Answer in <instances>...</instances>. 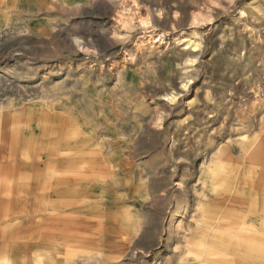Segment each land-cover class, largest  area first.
I'll list each match as a JSON object with an SVG mask.
<instances>
[{"label":"rangeland","instance_id":"1","mask_svg":"<svg viewBox=\"0 0 264 264\" xmlns=\"http://www.w3.org/2000/svg\"><path fill=\"white\" fill-rule=\"evenodd\" d=\"M55 5L43 13L18 0L0 9V103L22 113L51 107L58 120L72 116L121 149L131 167L118 179L129 180L112 188L139 233L109 254L116 264H177L173 249L181 254L194 223L201 164L227 144L237 150L263 114L264 0ZM186 38L197 47L183 46ZM185 204L187 213L174 214Z\"/></svg>","mask_w":264,"mask_h":264},{"label":"bare ground","instance_id":"2","mask_svg":"<svg viewBox=\"0 0 264 264\" xmlns=\"http://www.w3.org/2000/svg\"><path fill=\"white\" fill-rule=\"evenodd\" d=\"M17 2L0 0V5ZM75 2L26 0L30 11L38 4L43 13H49L48 5ZM154 40L151 45L160 42ZM182 45L195 49L198 44L186 38ZM10 103H0V232L12 241L0 264H116L119 258L109 253L128 248L139 233L134 214L122 207L124 198L112 188L128 184V178L123 183L118 179L130 173L124 152L116 145L105 146L94 128L75 124L72 116L68 122L58 120L51 107L38 104L41 109L29 105L22 113ZM262 112L256 119L257 130L240 135L237 150L227 144L201 164V191L189 216L194 223L181 254L176 246L173 249L177 264H264ZM100 169L104 172L99 176ZM128 195L135 202L139 197ZM181 208L174 214L187 213L186 204ZM34 213H41L43 227L32 219ZM32 234H43L40 240L46 246L30 251Z\"/></svg>","mask_w":264,"mask_h":264},{"label":"crops","instance_id":"3","mask_svg":"<svg viewBox=\"0 0 264 264\" xmlns=\"http://www.w3.org/2000/svg\"><path fill=\"white\" fill-rule=\"evenodd\" d=\"M0 9H3V6L0 7ZM6 13L5 12H1L0 10V22H2V17L5 15ZM39 216H41V213H38ZM37 222V221H36ZM38 224V227L40 228L44 226V223L42 222H37ZM41 230V229H39ZM42 231V230H41ZM34 233H38V232H33ZM33 234L31 235V237H33ZM43 235V234H42ZM41 235V236H42ZM6 236V237H5ZM37 236L36 234L34 235L33 239H31L33 242L31 244H29V250L30 251H34V250H38V249H42L44 248L46 245L44 243V241H41L40 238L41 236H38V237H35ZM7 240H6V239ZM10 240L8 235H3V232L1 231L0 232V259L5 256L8 251H9V248L11 247V244H10ZM2 255V256H1Z\"/></svg>","mask_w":264,"mask_h":264}]
</instances>
